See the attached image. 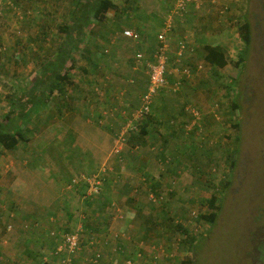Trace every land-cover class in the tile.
<instances>
[{"label":"rangeland","instance_id":"374dc122","mask_svg":"<svg viewBox=\"0 0 264 264\" xmlns=\"http://www.w3.org/2000/svg\"><path fill=\"white\" fill-rule=\"evenodd\" d=\"M74 1L0 0V122H8L11 99L24 97L15 84L27 94L39 85L33 81L65 38L61 27L70 22ZM112 1L117 9L91 22L90 36L72 53L73 84L65 87L62 111L53 96L30 117L26 140L2 149L0 264H62L66 253L59 255L56 247L74 229H80V248L66 264H94L97 252L102 262L96 264H180L188 254L192 264H264V0H188L181 13L174 0ZM151 11L171 26L167 79L187 65L193 70L182 91L167 82L153 106L166 102L161 108L167 114L184 110L182 118L168 117L164 124L181 122L183 132L190 131L168 133L163 123H153L163 132L149 128L135 138L134 113L148 75L144 61L135 63L133 56L141 47L149 58L155 45L156 28L144 25ZM243 17L251 42L243 65L235 66L244 46L237 31ZM126 29L139 37L122 34ZM184 38L193 51L177 60ZM205 43L223 46L228 55L216 73L203 60ZM92 61L97 68L84 75L82 68ZM231 78L240 93L235 110V92L225 94ZM71 119L81 123L68 124ZM233 146L230 168L226 153ZM93 176L100 177L98 194L87 185ZM216 191L222 197L215 222L197 221L209 211L204 200L220 196ZM87 220L97 232L84 227ZM176 223L195 238L191 246Z\"/></svg>","mask_w":264,"mask_h":264},{"label":"trees","instance_id":"16d2710c","mask_svg":"<svg viewBox=\"0 0 264 264\" xmlns=\"http://www.w3.org/2000/svg\"><path fill=\"white\" fill-rule=\"evenodd\" d=\"M108 9H113V10L117 9V6L113 3L112 0H86V3L84 4H82L80 0L74 1L73 9L70 11V15H69L70 22H68L65 27H61L64 30L62 32H64L65 38H63L61 42L59 43L57 47L58 49L56 50L55 54L52 57H49L45 62L42 63V65L40 66V69H41L40 77L37 79V81H33L35 83L34 86H36L37 83L39 84L36 86L37 88L34 91H33L34 88L30 89L32 91L28 92L27 94L26 89L24 91V89L22 90L23 87H21L18 84H15L16 86L19 87L20 91L24 92V97L20 98L19 95H16L15 97L11 99V104H12L11 109H9V111L5 115L6 119H8V122L7 123L0 122V154H2V149H13L17 146V144L26 140L24 129L27 128V124L29 122L30 117L32 115L38 114L41 108L45 106L49 101L52 100L53 96L57 98L59 101L58 103L59 112L62 111V110L60 111V108L64 107L63 101H64V96L66 94L65 87L67 84H70V85L73 84L70 81L71 79L70 71L73 69L76 59L72 55V53L75 51L78 52L79 51L78 45L84 42L90 36V33L87 31V28L90 26L91 22H94V20L96 21L103 20ZM112 30L114 29L112 28ZM237 31H238L239 37L244 43V46L238 51V57L234 62L235 66H240V64L243 65L244 63V59L246 58L247 53H248L249 44L251 42V27L246 17H243V20H239V19L237 20ZM122 34H124V32H122ZM155 39H156V36L154 37V40ZM186 42L188 44V47H186V51L184 52H189V50L187 49H191V48L187 40ZM157 44L158 43L156 39L155 45L153 46L151 53L153 52ZM140 48L141 47H139L137 51H140ZM84 49H85V53H87L88 51L86 47ZM203 50H204L203 60L210 66L216 67V69L213 70V73L218 72L217 70L219 68H222L228 64L229 58L223 46L219 44L211 45L209 43H205L203 44ZM151 53H148L150 54L149 58H151ZM135 54L133 57H134V61L136 62ZM89 55H90V51L88 52V55H86L85 57H88V59L90 60L91 56ZM145 57L146 58H143L142 61L147 60L148 57L147 56ZM90 65L82 68V72L84 73V75L96 69L98 66V63L96 61H92ZM199 65L201 66L202 64L199 63ZM185 70H187V72H185ZM169 71L170 69L168 70V66H167L166 75H165L166 79L168 78V75L170 74ZM192 73H193V70L191 69V67L187 65L183 67L182 70L178 69L177 72L173 73V76L171 77L169 76V79H167L168 81H166V83L168 82L169 84L171 82V85L174 86L173 89H172V86L170 87L172 91L175 89H180V91H182L184 89L183 85L185 83L182 81L186 77L187 78L190 77ZM172 77H174L173 79L174 81H171ZM225 85H226L225 94L227 96H231L232 93L235 92L233 98H236V99H232L230 103V106H232L233 110H235L238 107L235 100H237L238 97H240V93L238 92V90L235 89V87H237V80L235 78H231L228 81V83ZM167 89H165V91ZM146 90H147V86L143 94L146 92ZM156 95L154 96L153 101ZM142 97L143 95L141 96V103L136 108V110L142 106ZM152 104L153 102L150 104V112L143 114L142 116L136 119V123L134 126L135 130H133V132H135L136 134V137L134 136L135 138H138L139 136L144 137L145 135H147L148 134L147 127L153 125L154 115L152 113V108H153ZM201 120L202 118L198 121V123L199 122L201 123ZM11 124L13 125V127L9 126ZM194 127H196V129L198 130L201 128L199 124H194ZM234 127H237V125H235ZM188 131L185 130V132L183 133H189ZM185 147H186V143H184V148ZM234 152L235 153L237 152L236 146H233L232 148H230L226 153V159L229 162L230 168H233L235 166ZM228 183H229V179H226L225 186L228 185ZM157 185H158L157 181L152 182L149 185L150 190L152 192H155L156 191L155 187ZM216 192L220 195L221 191H216ZM225 192L226 191L224 189L223 194ZM100 197L102 200L105 199V196L102 194ZM221 197H222V194L220 196H217L216 193H212V195L209 198H206L204 201L209 211L207 213L199 214L197 216L198 217L197 221L200 220V221L207 222L209 224H213L217 218V215H218L217 213L220 210ZM88 198L92 199V197H88ZM104 204H105V201L101 203V205H104ZM94 223L96 222L94 221ZM175 225L177 226V228L183 227L182 225L178 223H176ZM84 227L89 229V232H97V225L93 224L89 220L86 221V223L84 224ZM182 232L186 234V236L188 235L187 238L191 240L189 241L188 244L191 246L193 244L192 240H194L195 238L191 236L190 233H188L186 228H182ZM184 241H187V240H184ZM96 255H93V258H96V261L94 264L98 262L101 263L102 262L101 254L97 252ZM192 262H193V257H190V255L188 254L186 260L181 261L180 264H192ZM129 263L130 261H128V264Z\"/></svg>","mask_w":264,"mask_h":264},{"label":"built area","instance_id":"2783aa9c","mask_svg":"<svg viewBox=\"0 0 264 264\" xmlns=\"http://www.w3.org/2000/svg\"><path fill=\"white\" fill-rule=\"evenodd\" d=\"M186 1L188 0H174V5L178 8V11L181 13L185 10ZM171 26L166 21L163 22V29H160L157 32L156 39L157 45L155 46L153 52L151 53V58H147L144 61L146 66V73L148 75V82H147V90L143 94L142 97V106L137 109L134 113V118L137 119L138 117L142 116L150 112V104L153 102L154 96L157 92L166 84V70L169 61V54H168V45L166 41L168 40V32H170ZM124 34L127 37L136 39L138 38V34L135 33L133 30L126 29L124 30ZM177 60L180 56L183 55L184 51H186V47H188L187 42L185 39L179 40L177 43ZM189 52L192 51L191 49H187ZM145 57L144 51L140 50L137 51L135 54V63L143 60ZM187 72V70H185ZM99 176H93V178H87V185L89 184L90 190L93 191L95 194L100 192L99 188ZM10 228V227H9ZM8 229V228H7ZM80 248V234L79 229H74L62 235L60 243L56 247V253L60 255L61 251L63 250L66 253V257L61 259L62 264H66L68 261V256L72 255L77 252ZM98 255V254H97ZM96 255V256H97ZM96 258L93 259V263H95Z\"/></svg>","mask_w":264,"mask_h":264},{"label":"crops","instance_id":"0c3cea01","mask_svg":"<svg viewBox=\"0 0 264 264\" xmlns=\"http://www.w3.org/2000/svg\"><path fill=\"white\" fill-rule=\"evenodd\" d=\"M194 9V8H193ZM154 12L153 11H151V15L153 14ZM149 14V13H148ZM155 16V15H154ZM153 15H152V17L151 18H149V16H145V18L146 19H148L149 18V20H148V24L147 23H144V25H145V29H147V28H152V27H154V28H156L153 32H152V34H151V30L149 29L148 31H149V34H151V35H153L154 36V33L156 34L157 33V31L159 30V29H163V24H160V21H159V19L155 16L154 17ZM156 23H159V24H156ZM162 23V22H161ZM156 24V25H155ZM140 27V26H139ZM157 27H159V29H157ZM138 31L140 32V34L143 36V32L144 31H142V29L141 28H139L138 29ZM138 34V33H137ZM167 36L169 37V33L167 34ZM138 37H139V34H138ZM155 37V36H154ZM190 45V44H189ZM190 48H192L193 49V47H191V45H190ZM198 67L200 68L201 66L200 65H198ZM161 89L159 90V92H157V95H156V97H155V99L154 100H157L159 97H161ZM163 93H165V90H163ZM153 103H154V101H153ZM165 103L164 102H162V103H160V104H155L154 106H153V108H152V113H153V115H154V122L153 123H157V124H160V125H162V123L164 124V120H167L168 119V117H171V118H176V117H178V119L181 117V115H182V113H183V111H182V109H180L179 111L178 110H176L175 112H173V113H171V114H167L164 110H162V105H164ZM153 105V104H152ZM87 116V115H86ZM85 116H82V118H84ZM182 118V117H181ZM86 120H88V122L90 121H93V123L95 122V120L93 119V118H90V117H86ZM113 122V121H112ZM178 122V121H177ZM72 123H81V122H78V120L77 119H71L69 122H68V124H72ZM92 123V122H91ZM170 123H172V121H169L168 122V124H164V126L167 128V131L169 132V133H183V126H182V123L181 122H179L178 123V125H174V126H172V125H170ZM73 125V124H72ZM170 125V126H169ZM185 126V129H188V126L185 124L184 125ZM69 128L72 130V131H77V133H81V129L80 128H77L76 126H69ZM149 128L153 131V133H162L163 131H162V129H160V126H159V128H155V127H153V126H151V127H148L147 128V133L149 132L148 130H149ZM86 129V128H85ZM189 130V129H188ZM188 130H186V131H188ZM86 131H88V129H86ZM92 131V130H91ZM190 131V130H189ZM93 132V131H92ZM96 133H102V131L100 130V129H96ZM37 242H38V240H36Z\"/></svg>","mask_w":264,"mask_h":264},{"label":"clouds","instance_id":"9594fccd","mask_svg":"<svg viewBox=\"0 0 264 264\" xmlns=\"http://www.w3.org/2000/svg\"><path fill=\"white\" fill-rule=\"evenodd\" d=\"M7 227V226H6Z\"/></svg>","mask_w":264,"mask_h":264}]
</instances>
